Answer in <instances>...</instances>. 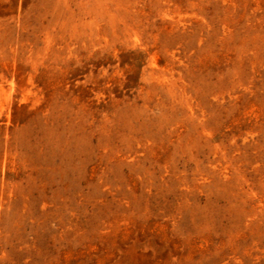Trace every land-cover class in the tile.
<instances>
[{
    "label": "rangeland",
    "instance_id": "374dc122",
    "mask_svg": "<svg viewBox=\"0 0 264 264\" xmlns=\"http://www.w3.org/2000/svg\"><path fill=\"white\" fill-rule=\"evenodd\" d=\"M0 264H264V0H0Z\"/></svg>",
    "mask_w": 264,
    "mask_h": 264
}]
</instances>
